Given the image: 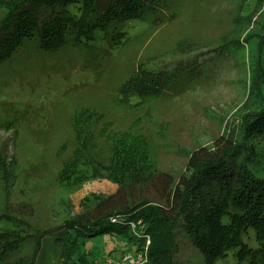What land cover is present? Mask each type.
Instances as JSON below:
<instances>
[{
	"label": "rangeland",
	"instance_id": "obj_1",
	"mask_svg": "<svg viewBox=\"0 0 264 264\" xmlns=\"http://www.w3.org/2000/svg\"><path fill=\"white\" fill-rule=\"evenodd\" d=\"M13 3L0 0V27ZM153 8L128 25L119 47L108 40L114 32L80 45L71 35L54 52L39 49L36 37L0 65V240L18 243L5 264H66L55 241L65 222L141 200L169 209L176 185L193 174V152L201 161L243 142L245 115L259 106L252 63L264 0H162ZM245 144L264 177V137ZM133 151L134 168L123 170L119 161ZM177 237L173 264H239L234 251L210 260L186 232ZM249 245L257 248L254 239ZM84 247L87 260L106 264L136 248L117 235Z\"/></svg>",
	"mask_w": 264,
	"mask_h": 264
},
{
	"label": "trees",
	"instance_id": "obj_2",
	"mask_svg": "<svg viewBox=\"0 0 264 264\" xmlns=\"http://www.w3.org/2000/svg\"><path fill=\"white\" fill-rule=\"evenodd\" d=\"M161 1L14 0L11 12L0 27V65L26 40L36 37L39 38V49L54 52L70 45L71 35L80 45L83 41H94L98 32L105 33V37L114 32L115 35L108 40L111 46L119 47L129 33L128 25L137 24ZM42 9L50 11L45 18L41 15ZM260 35L257 55L252 63V82L259 106L245 115L243 142L201 161L193 152L188 163L193 174L188 179L182 178L176 185L169 209L141 200L89 222H65L67 230L58 233L55 241L62 246L66 264H106L98 263L97 259L87 260L84 257L87 254L81 250L85 248L86 239L105 235L126 237L136 246L135 250L127 249L109 258L143 250L148 237L146 264H173L178 251L177 236L181 232H186L197 250L210 260L224 259L234 251L239 264H264V177L258 176L250 167L256 152L245 144L248 139L264 137V27ZM138 81L146 91L156 90L153 83L142 87V81ZM135 84L132 83L131 87ZM128 94H134L128 95L130 99H140L141 96L133 90ZM125 96L122 94L123 98ZM136 157L134 151L129 152L126 159L119 161L120 168H134ZM144 161L143 157L140 162ZM0 239L7 240L5 237ZM252 239L257 248L249 245ZM2 241L0 264H5L18 243L10 241L4 246Z\"/></svg>",
	"mask_w": 264,
	"mask_h": 264
},
{
	"label": "built area",
	"instance_id": "obj_3",
	"mask_svg": "<svg viewBox=\"0 0 264 264\" xmlns=\"http://www.w3.org/2000/svg\"><path fill=\"white\" fill-rule=\"evenodd\" d=\"M150 240L147 237L146 246L143 250L138 252H129L121 255L118 258H109V264H146L148 261V246Z\"/></svg>",
	"mask_w": 264,
	"mask_h": 264
}]
</instances>
